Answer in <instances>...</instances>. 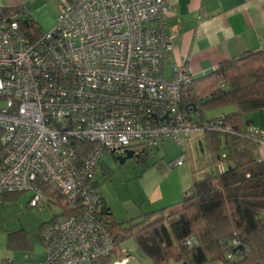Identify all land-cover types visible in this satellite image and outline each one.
I'll use <instances>...</instances> for the list:
<instances>
[{"label": "built area", "instance_id": "obj_1", "mask_svg": "<svg viewBox=\"0 0 264 264\" xmlns=\"http://www.w3.org/2000/svg\"><path fill=\"white\" fill-rule=\"evenodd\" d=\"M175 13L169 0H69L32 42L21 33L27 11L0 7V196L29 192L28 207L42 209L45 187L80 210L41 234L46 255L39 264H96L115 249L92 187L105 158L172 140L181 149L179 167L187 139L231 132L221 121L196 125L192 110H180L194 76L183 61L165 77L173 51L167 19ZM244 134L264 159V130L249 126ZM81 143L92 148L79 160Z\"/></svg>", "mask_w": 264, "mask_h": 264}, {"label": "trees", "instance_id": "obj_2", "mask_svg": "<svg viewBox=\"0 0 264 264\" xmlns=\"http://www.w3.org/2000/svg\"><path fill=\"white\" fill-rule=\"evenodd\" d=\"M21 33L32 42L42 35L29 19L22 21ZM228 107L236 111L205 119L206 113ZM180 110L185 113L192 110L197 120L192 115L190 118L196 125L221 121L219 128L230 127L229 133L205 131L201 134L209 154L223 156L222 169L216 168V173L195 180L177 205L144 214L127 224L116 223L100 199L98 219L108 226L115 242V249L104 259L116 254L128 239H133L151 264H261L264 260V159L260 157L258 145L245 136L249 126L245 127L243 120L251 113L264 110V51H248L228 59L184 87ZM76 147L80 150L79 160L84 158V151L92 148L85 143ZM109 174L107 170L105 176ZM92 187H95L94 181ZM43 191L47 200L51 197L61 205L60 218L80 213L78 207L72 209L62 197L49 195L45 187ZM13 195L17 194L0 198ZM188 238L195 239L193 247L185 244Z\"/></svg>", "mask_w": 264, "mask_h": 264}, {"label": "crops", "instance_id": "obj_3", "mask_svg": "<svg viewBox=\"0 0 264 264\" xmlns=\"http://www.w3.org/2000/svg\"><path fill=\"white\" fill-rule=\"evenodd\" d=\"M67 1L69 0H0V7L4 12L11 13L17 9H25L28 13L27 19L39 27L40 32L45 33L55 25L59 6ZM169 3L176 7V13L167 19L173 51L164 61L166 78L167 73L171 75L172 67L183 61L196 80L228 59L248 51H264V0H169ZM235 111L234 107L218 109L209 112V117L207 113L205 119H216ZM243 122L245 127L248 125L264 130V110L247 115ZM185 142L195 147L197 155H202L197 156L195 164L189 161L187 155V164L179 167L174 165L178 157L166 166L148 167L145 164L144 170L132 178L133 187L129 188L127 197H123V190L116 188L112 181L111 190L99 191L96 176L105 178L108 170L106 161L103 160L94 177V189L109 208L111 218L116 223L127 224L144 214L177 205L195 180L213 173L211 167H216L221 153L212 156L207 150L205 157L202 143L207 148L208 145L201 134L194 135ZM158 149L144 151L142 154L135 153L138 155L137 162L147 163L148 152H153V156ZM116 158L107 157L114 160ZM138 169L140 170L139 166ZM123 245H120L116 254L96 264H151L141 253L142 257L134 258ZM42 261L43 259L35 264ZM261 264H264V260Z\"/></svg>", "mask_w": 264, "mask_h": 264}, {"label": "rangeland", "instance_id": "obj_4", "mask_svg": "<svg viewBox=\"0 0 264 264\" xmlns=\"http://www.w3.org/2000/svg\"><path fill=\"white\" fill-rule=\"evenodd\" d=\"M37 28L40 30L39 27ZM167 78H171L168 73ZM192 116L194 121L197 120L195 115ZM207 117H209V112ZM184 145L189 161L195 164L197 156L201 157L202 155L200 153L197 155L195 147L190 146L187 142ZM202 146L206 157L207 147L205 144ZM158 148L157 155L151 156L153 152H148L147 163L146 161L138 163L136 159H131L120 165L114 160L118 156L114 157V159L105 158L110 174L105 178H100L99 175L96 176L99 181V191L101 189L106 192L111 190L112 181L116 188L123 190L121 191L123 192L121 193L123 197H127L129 188L133 187L132 178L134 179V176L144 170L145 164L148 167L166 166L181 155V149L172 140L162 142ZM130 151L142 154L145 149L143 146H136ZM186 164L185 162L184 165ZM211 171L216 173V167H211ZM30 196L31 194L26 192L7 198H0V259L13 260L15 264L21 262L35 264V262L42 259L44 261L45 259L46 247L41 242L40 237L53 220L56 221L60 218L62 207L53 198L50 197V200H47L46 197V203L42 209H30L28 207ZM123 244V248L130 252L134 258L142 257L133 239H128Z\"/></svg>", "mask_w": 264, "mask_h": 264}, {"label": "water", "instance_id": "obj_5", "mask_svg": "<svg viewBox=\"0 0 264 264\" xmlns=\"http://www.w3.org/2000/svg\"><path fill=\"white\" fill-rule=\"evenodd\" d=\"M138 155H135L133 151L127 150L124 152L123 156L117 157L116 161L120 163V165L124 164L127 160L136 159Z\"/></svg>", "mask_w": 264, "mask_h": 264}]
</instances>
